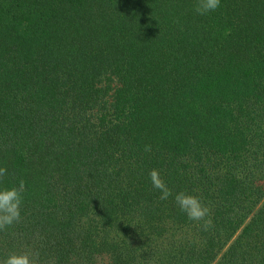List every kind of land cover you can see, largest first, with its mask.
I'll list each match as a JSON object with an SVG mask.
<instances>
[{
	"label": "trees",
	"instance_id": "16d2710c",
	"mask_svg": "<svg viewBox=\"0 0 264 264\" xmlns=\"http://www.w3.org/2000/svg\"><path fill=\"white\" fill-rule=\"evenodd\" d=\"M196 2L0 0V264H264V0Z\"/></svg>",
	"mask_w": 264,
	"mask_h": 264
},
{
	"label": "clouds",
	"instance_id": "9594fccd",
	"mask_svg": "<svg viewBox=\"0 0 264 264\" xmlns=\"http://www.w3.org/2000/svg\"><path fill=\"white\" fill-rule=\"evenodd\" d=\"M220 6L221 0H197L194 11L199 15H207L216 11ZM144 150L151 152V146L146 145ZM6 175L7 169L0 167V181ZM149 178L153 187L161 192V200H167L173 195L172 190L160 176L159 170L152 169ZM24 191V180H20L18 184L11 187H0V230H5L20 220ZM174 199L180 211L185 213L189 220L202 222L200 224L202 230L208 231L213 227V220L210 216L211 209L201 202L200 197L180 191L175 194ZM35 255L28 251L12 252L3 260L2 264H35Z\"/></svg>",
	"mask_w": 264,
	"mask_h": 264
}]
</instances>
